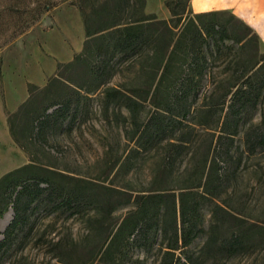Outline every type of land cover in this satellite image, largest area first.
I'll return each mask as SVG.
<instances>
[{
    "label": "rangeland",
    "instance_id": "rangeland-1",
    "mask_svg": "<svg viewBox=\"0 0 264 264\" xmlns=\"http://www.w3.org/2000/svg\"><path fill=\"white\" fill-rule=\"evenodd\" d=\"M56 1L57 6L0 50V178L33 164L41 173L55 172L54 179L67 187H79L88 193L92 188L104 191L110 187L125 193L123 200L130 199L111 216L97 212L91 204L78 211L51 210L47 201L32 205L27 224L0 253V264H90L105 233L104 228L96 232L91 219H124L136 211V196L166 193L164 200L147 207L156 212L159 204L160 223H168L172 231L174 219H167V208L174 199L179 205L182 193H188L184 198L191 204L192 193L203 191L197 185L206 182L210 170L208 185L212 192L202 200L204 231L199 237L173 255L168 252L172 251L168 246L174 243L173 235L169 232L165 236L159 229L151 234L146 246H134L131 256L138 264H189V255L199 264H264L260 236L251 240L245 252L237 254L220 252L217 245L209 244L212 236L221 238L229 233L232 218L225 209L238 212L249 222L264 223V150L250 151L247 140V133L255 127L259 126V133L264 131V70L255 78L256 101L249 102L239 114L242 120L238 133L229 144L236 168L224 178L220 173L226 170L216 156L218 130L231 101L229 95L227 103H222L225 93L248 66L264 56L259 40L249 35L240 42L243 24L230 12L218 15L216 20L226 23L235 39L226 40L217 50L213 39L208 38L211 47L206 50L207 66L203 74L195 76L194 88L185 95L170 87L178 74L156 87L158 60L149 48L133 56L116 54L103 85L97 89L95 80L92 90L87 92L83 86L76 96L70 81L62 77L48 90H37L32 103L12 122L15 139L9 116L29 99L31 84L45 87L61 64L71 62L83 50L85 13L100 0ZM143 10L159 19L171 17L167 0H144ZM63 76H72L85 86L92 80L82 65L66 70ZM110 87L119 89L111 97L107 95ZM72 95L79 101L72 105L76 108L70 111L72 122L69 118L57 119L38 135L30 114H38L44 107L51 111ZM164 105L175 111L166 112L164 119L170 123L156 137L145 126ZM13 215L9 207L1 217L0 241ZM214 219L228 222L215 231L211 228Z\"/></svg>",
    "mask_w": 264,
    "mask_h": 264
},
{
    "label": "trees",
    "instance_id": "trees-1",
    "mask_svg": "<svg viewBox=\"0 0 264 264\" xmlns=\"http://www.w3.org/2000/svg\"><path fill=\"white\" fill-rule=\"evenodd\" d=\"M55 6H57L56 0H0V50L14 38L25 33L44 13ZM167 6L171 17L159 19L154 14L144 12V0H125L124 5L117 3V0H100L97 4L93 3L84 17L86 40L83 50L71 62L61 64L58 72L50 78L45 87L39 88L31 84L29 99L9 116L15 139L12 122L32 103V99L38 94L37 90H48L52 84L62 80V77L70 81V89L76 96L83 86L87 92L92 90L95 80L94 89H97L103 85L110 60L116 54L133 56L149 48L152 56L158 60L155 77L159 76V79L156 87L158 88L172 74H178L170 87L177 89L182 95L191 91L195 85V76L203 74L207 66L206 50L211 47L208 38L211 37L214 47L220 50L223 42L235 39L234 33L226 23L221 24L216 20L218 15L227 11L195 13L190 9V0H167ZM231 15L244 26V34L238 39L240 42L249 35L259 40L258 35L245 22L234 14L231 13ZM205 17L209 20L204 21ZM77 65H82L86 75L92 77L89 85L78 83L72 76H63L66 70L70 71ZM263 70L264 56H261L247 67L240 78L233 81L225 93L226 97L222 103H227L226 98L229 95H231V101L218 130L216 155L223 163V170H226L225 173H220L223 178L227 172L230 173L236 168L229 144L238 133L242 120V117L239 119V114L242 109L249 102L256 101L255 78ZM153 85L154 82L150 88ZM118 90L116 87H110L107 89V95L114 96V92ZM74 101L78 99L72 95L51 111H49L50 107H44L38 114L31 113L30 122L36 133L41 135L46 132L52 121L69 118V123L72 122L73 114L70 111L76 110L72 107ZM161 109L163 110L153 114L145 126L151 129L156 137L164 133L170 123L164 119L166 112L174 114L175 111L166 105ZM258 130L259 126L247 133L248 146L252 152L258 148L264 150V131L259 133ZM34 168L38 167L33 164L23 165L0 178V219L9 207L14 213L3 233L4 238L0 241V253L14 242L20 230L27 224L32 205L38 206L47 201L51 210L78 211L81 207L91 204L97 212L111 216L119 205L130 199L123 200L121 196L125 193L110 187L104 191L92 188L89 191L91 193L79 187H67L54 179L55 172L48 170V173H41ZM211 174L212 170L208 171L206 182L203 185H197L204 189L200 193H192L194 197L191 204H186L184 198L188 193H182L179 205L174 199L173 204L169 209L167 208L169 212L167 219H174L172 231H170L171 227L168 229V223H160L161 218L159 219L158 215L161 214L162 209L159 204L156 212L154 208L147 207L150 203H159L164 200L166 193L136 196L138 204L136 211L124 219H91L95 224L96 232L104 228L105 233L91 257L90 264H138L139 261L131 256L132 248L136 245L146 246L151 234L159 229L165 236L169 232L173 235L174 243L168 246L172 250L168 252H172L173 255L175 250L190 245L204 231L200 211L202 200L212 192L208 185ZM225 210L232 218L229 233L221 238L212 236L209 244L217 245L220 252L237 254L245 252L251 240L257 236H260L264 243V223L249 222L238 212ZM227 222L224 219H214L211 228L215 231L221 230ZM186 260L189 264H199L195 257L190 255Z\"/></svg>",
    "mask_w": 264,
    "mask_h": 264
},
{
    "label": "crops",
    "instance_id": "crops-1",
    "mask_svg": "<svg viewBox=\"0 0 264 264\" xmlns=\"http://www.w3.org/2000/svg\"><path fill=\"white\" fill-rule=\"evenodd\" d=\"M190 5L195 13L227 11L234 14L258 35L264 49V0H190Z\"/></svg>",
    "mask_w": 264,
    "mask_h": 264
}]
</instances>
